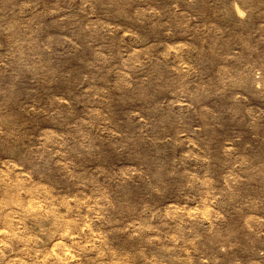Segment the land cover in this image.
<instances>
[{"label":"rangeland","instance_id":"rangeland-1","mask_svg":"<svg viewBox=\"0 0 264 264\" xmlns=\"http://www.w3.org/2000/svg\"><path fill=\"white\" fill-rule=\"evenodd\" d=\"M0 264H264V0H0Z\"/></svg>","mask_w":264,"mask_h":264}]
</instances>
